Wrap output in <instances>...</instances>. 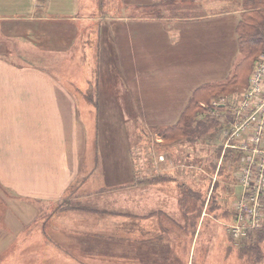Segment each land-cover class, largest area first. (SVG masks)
<instances>
[{"label":"crops","instance_id":"obj_1","mask_svg":"<svg viewBox=\"0 0 264 264\" xmlns=\"http://www.w3.org/2000/svg\"><path fill=\"white\" fill-rule=\"evenodd\" d=\"M87 1L0 0V195L30 199L41 205H58L63 201L69 206L74 199V191L97 183V188L91 193L83 191L81 195L95 196L103 202L97 204L96 209L82 208V212L91 213L96 218L87 234L81 233L80 236L84 237L81 242L86 253L96 258L137 264L138 245L145 240L143 249L147 254H152L149 260L158 259L162 264H169L170 260L179 258L177 250L185 244L187 232L192 233L180 202L183 195L181 186L186 185L196 191L205 188L207 206L212 195L218 194V190L214 192L213 185L217 181L214 177L220 174L219 161L216 162L217 168L209 172L198 168L199 175L180 171L172 178L175 169L184 166L182 161L179 163L176 156H170L168 160L162 155L154 157L152 153L145 158L143 167L139 163L140 169H145L140 178H133L130 174L125 175L124 179V174L128 173L126 164L120 165L116 159L106 158L102 161L99 149L104 145L98 143L95 146L98 150L94 153L91 151L94 160H90L84 132L82 137L77 134L83 123L80 125L81 121L75 115V93L64 88L56 76L39 66L26 63H46L41 58L42 51L59 59L58 53L78 49L85 67H96L106 76L120 75V63L123 61L131 63V67L147 71L161 67L155 63L167 65L178 62L179 45L186 30L175 22L194 20L201 14L188 12L185 16L170 15L169 10L164 11V8L181 3L180 0H145L140 3L142 7L137 6L138 9H146L145 13L133 16L118 11L121 0H101L99 5L102 12L83 15L86 7H90ZM183 1L188 3V0ZM190 1L193 6L202 2ZM224 2L213 0L212 9L220 11L215 16L231 20L233 43L240 50L236 27L243 5L234 1L233 6L227 7ZM104 8L109 10L104 11ZM41 24L49 25V33L43 30ZM10 38L14 40L11 50ZM22 46H26L27 50ZM29 52L32 54L29 55ZM122 53L130 55L123 59ZM237 62L233 64V69ZM136 71L135 76L140 75ZM219 79L209 78L203 84L226 81ZM137 82L133 81V86ZM147 85L152 94L176 93L171 92L169 81L151 79ZM196 88L191 91L190 97ZM75 123H78L77 127ZM156 142L163 144L162 140ZM105 176L111 179L117 177L119 181L107 186ZM143 178L161 179L144 184ZM233 184L230 183L226 191L221 190L219 196L225 195L234 208L242 191L240 188V192H237ZM125 189L137 195L136 198L142 203L141 208L138 205L129 208L114 203L107 205L110 204L107 194L117 196L116 193ZM75 196L78 198V195ZM216 206L217 203L215 209L218 210ZM206 216L209 215L204 213L199 218L197 239ZM211 218L213 220L209 223L218 221ZM96 221L98 224L94 226ZM55 224H52L53 230ZM56 228L61 230L59 225ZM160 249L165 257L154 255Z\"/></svg>","mask_w":264,"mask_h":264},{"label":"rangeland","instance_id":"obj_2","mask_svg":"<svg viewBox=\"0 0 264 264\" xmlns=\"http://www.w3.org/2000/svg\"><path fill=\"white\" fill-rule=\"evenodd\" d=\"M141 1L145 0H133L131 4V0H121L118 11L133 16L144 14L146 9L137 7ZM180 1L181 3L167 6L164 11L169 10L170 15L179 14V16H185L190 12V14H201V17L184 23L175 22L186 30L182 37L183 42L179 45L178 62L167 63V65L155 63L161 67L143 71L123 61L120 63L122 65L119 70L120 75L106 76L96 67L94 69L85 67L82 62V53L75 49L64 54L58 53L59 59L49 52L42 51L41 58L46 63H26L39 66L47 73L56 76L64 88L75 93V115L77 120L81 121L80 125L83 123L77 134L82 137L84 132L85 139L88 141L90 160H94L91 154L98 150L95 146L98 143L100 146L104 145V148L99 149L102 161L108 158L116 159L120 165L126 164L128 173L124 174V179L130 174L133 178H140L145 169H140L139 163L141 162L143 167L145 158L150 157L152 153L154 157L162 155L168 160L170 156H176L179 163L182 161L184 166L175 169L172 178L180 171L199 175L198 168L209 172L213 170V163L219 159L217 149L224 143L219 126L211 128L205 136L190 144L179 141L166 146L156 142V140H162L159 135L160 129L178 120L194 88L209 78L227 80L233 71V64L243 57L242 52L233 43L231 20L215 16L220 11L212 9L213 0H202L195 6L190 3V0L187 4L183 0ZM223 1H225L224 6L227 7L233 6L234 1L242 3L241 0ZM87 2L90 7H86L83 15L89 13L97 15L102 12L99 5L101 0ZM108 10L109 8H104V11ZM168 27L172 28V26ZM13 42L14 40L10 38V50L14 48ZM22 48L27 50L26 46ZM30 54L32 52H29ZM122 54L123 59L130 55V53ZM29 57L32 59L31 56ZM56 61L58 63H55ZM108 64L113 65V63ZM155 64L152 65L156 66ZM146 66L147 63L144 67ZM136 70L140 72V75L135 76ZM151 79L160 82L169 81L171 92L176 93L152 94L147 85ZM133 81L138 82L133 86ZM77 125L78 123H75V127ZM92 150L93 153H91ZM225 170L224 173L214 177L215 180L217 179L218 194L212 195V198L219 206L218 210L212 204V210L208 205L206 206L208 198L205 188L199 190L203 193L202 199L206 200L202 213L192 204H188L187 222L191 225L195 222L198 224L200 216L204 213L209 216L205 217L198 239L197 228L195 236L187 232L185 244L180 245L177 250L178 264H185V262L186 264H249L247 258H243L246 259L244 261L239 258L237 249L239 241L234 240L227 230L231 220L228 221L226 210L230 211L232 206L225 195L219 196V192L226 191L230 183H234L233 186L236 187L237 192H240L241 187L236 181L238 172L232 167ZM105 178H107L105 180L107 186L119 181L117 177L111 179L105 176ZM176 178L178 180V177ZM145 179L143 178L142 181ZM96 184L74 191V199L70 201L69 206L63 201L58 205H41L30 199L0 195V264H80L81 262L124 264L127 262L107 261L93 257L83 253L78 244L74 243L77 236L73 235L76 233L80 237L81 233L87 234L96 219L91 213L82 212V208L96 209V205L102 202V199H96L95 196L81 197L83 191L91 193L93 189H96ZM75 195H78V198ZM116 195L107 194L110 202L108 206L114 203L124 208L133 205L141 208V200L136 198L137 195L134 192L125 189ZM71 209L74 210L71 211ZM210 215L218 221L214 224L209 223L213 220ZM53 223H56V226L59 225L61 230L56 226L53 230ZM97 224L98 221L94 223V226ZM262 247L264 252V243ZM75 257L81 262L79 263ZM261 264H264V259Z\"/></svg>","mask_w":264,"mask_h":264},{"label":"trees","instance_id":"obj_3","mask_svg":"<svg viewBox=\"0 0 264 264\" xmlns=\"http://www.w3.org/2000/svg\"><path fill=\"white\" fill-rule=\"evenodd\" d=\"M243 5V11L241 18L236 27L237 41L240 51L243 54V58L238 61L233 69L231 76L224 82L206 83L194 90L192 93L185 109L180 115L178 121L170 126L161 128L159 135L162 138L163 144H174L176 142L182 141L184 143L190 144L205 136L209 130L213 127H221L220 116L222 115L221 110L211 108V103L213 100L227 94L237 93L249 84V78L253 71L254 65L258 59V55L264 51V0H241ZM43 30L49 33L48 24H41ZM205 104V107L203 106ZM166 145V146H167ZM222 152V147L217 149L218 158H220ZM219 161V159H218ZM216 165V166H215ZM228 167H232L236 170V158L235 154L230 151L225 155L219 169V173H224ZM213 168H217V164L214 163ZM161 178H147L142 181V183H152ZM217 181L213 185L214 192L217 190ZM183 195L181 197V205H183L184 214H187L188 204H192L200 210L202 213L203 206L205 205V199H202L203 193L201 191H195L191 187L182 185ZM195 200V201H190ZM213 198L208 201L209 209L212 210V206L215 207ZM190 201V202H189ZM212 204V206H211ZM219 208V206H218ZM228 221H234L236 212L235 208L231 210H226ZM198 218V217H197ZM197 228L196 222L191 225L188 229L195 234ZM77 236V235H76ZM97 238H94L96 240ZM160 238L159 240H161ZM98 240V239H97ZM73 242V240H71ZM84 241L83 237L74 239V243L78 244L79 248L83 253L87 251L82 245ZM264 243V219L262 226L257 229H252L248 232L247 236L239 241L237 244V249L239 252V258L241 260H246L247 258L249 264H261L264 259V252L262 244ZM145 240L141 241L138 245V257L137 264H162L158 259L149 260L151 253L147 254L145 247ZM148 246V245H147ZM169 249V248H168ZM151 250V249H150ZM152 251V250H151ZM160 252L155 253V256L163 255ZM174 251V250H173ZM125 249H123V254L125 255ZM165 252V251H163ZM167 252V248H166ZM107 253V252H106ZM110 254L112 253L109 252ZM177 252L175 251V254ZM108 255V254H106ZM164 256V255H163ZM165 257V256H164ZM79 263L80 259L75 257ZM178 258V256H177ZM107 261H114L110 259H103ZM123 260L122 262H124ZM178 259L170 260L169 264H178ZM129 264V262H125ZM124 263V264H125ZM80 264H84L81 262ZM92 264V263H88ZM112 264V263H111ZM165 264V263H163ZM167 264V263H166ZM186 264V262H185Z\"/></svg>","mask_w":264,"mask_h":264},{"label":"built area","instance_id":"obj_4","mask_svg":"<svg viewBox=\"0 0 264 264\" xmlns=\"http://www.w3.org/2000/svg\"><path fill=\"white\" fill-rule=\"evenodd\" d=\"M211 108L222 113L224 143L219 164L228 151L236 158L242 194L227 230L240 241L250 230L260 228L264 219V51L258 55L248 86L213 100Z\"/></svg>","mask_w":264,"mask_h":264}]
</instances>
